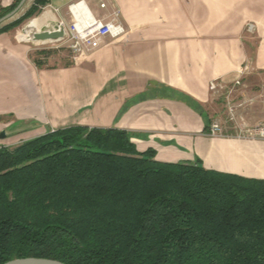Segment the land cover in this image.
Here are the masks:
<instances>
[{
  "label": "crops",
  "instance_id": "1",
  "mask_svg": "<svg viewBox=\"0 0 264 264\" xmlns=\"http://www.w3.org/2000/svg\"><path fill=\"white\" fill-rule=\"evenodd\" d=\"M15 1L0 0V8ZM72 1L45 5L68 17ZM105 1L119 9L125 34L67 65H37L26 39L53 19L49 13L28 24L27 34L0 32V147L73 126L115 128L159 162L199 161L264 180V141L239 138L264 118V0ZM85 3L92 15L105 14L98 0ZM30 6L25 0L21 10ZM243 68L231 119L208 83L231 81ZM214 121L221 136L208 135Z\"/></svg>",
  "mask_w": 264,
  "mask_h": 264
},
{
  "label": "trees",
  "instance_id": "2",
  "mask_svg": "<svg viewBox=\"0 0 264 264\" xmlns=\"http://www.w3.org/2000/svg\"><path fill=\"white\" fill-rule=\"evenodd\" d=\"M131 139L73 126L1 146L0 264H264V180L159 162Z\"/></svg>",
  "mask_w": 264,
  "mask_h": 264
},
{
  "label": "built area",
  "instance_id": "3",
  "mask_svg": "<svg viewBox=\"0 0 264 264\" xmlns=\"http://www.w3.org/2000/svg\"><path fill=\"white\" fill-rule=\"evenodd\" d=\"M98 2L99 8L105 11V14L101 17L91 14L85 0L70 2L67 5L69 22L61 20L50 29L47 27V30H62L63 37L48 42H36V44L59 43L60 46L69 50L73 59H76L99 48L107 38L117 39L122 37L125 34V29L119 9L115 5L109 7L105 0H98ZM253 27V24H248L246 31L251 32ZM27 39L30 40L28 37ZM245 72L246 68H243L239 71L238 77L231 81L217 78L208 83L209 94L225 101L231 119L234 115V106L231 105V101L234 94L242 86L241 77ZM208 135L210 137L221 136V127L218 122L211 123ZM239 138L264 141V118L256 127L242 131Z\"/></svg>",
  "mask_w": 264,
  "mask_h": 264
},
{
  "label": "rangeland",
  "instance_id": "4",
  "mask_svg": "<svg viewBox=\"0 0 264 264\" xmlns=\"http://www.w3.org/2000/svg\"><path fill=\"white\" fill-rule=\"evenodd\" d=\"M26 1H27V3H30L32 5L34 0H26ZM28 9H25V8H22V10L20 9L18 11V13L13 18L8 19L2 25H5V24L17 19L18 17L23 15ZM44 13H49L53 19L52 20H46V21L43 20L41 22V24L39 25L38 30H47V27L50 28L52 26H55L56 23H58L61 20H65L66 22H69V19L66 15H58V11L56 9H52L49 5L48 6L44 5V6L40 7L38 9V11H36L30 18L24 20L18 27H16L15 31L17 33L27 34L25 32V28L27 27V25L36 21ZM2 25H0V26H2ZM31 33H32V31H31ZM28 41L31 42L30 40H28ZM31 43H34L32 45V53H33V58H34L35 62H40L41 64H43V62H45L46 64L57 66V65L70 64V62L72 60H74L72 58V55L69 52V50L60 46L59 43H46V44H36V42H31ZM40 51L45 52V53L41 54V57H36L35 53L40 52ZM22 138H23V136L22 137H16L13 140H10V146L9 147L10 148L16 147L19 144H21L22 142L29 140V139L22 140ZM30 139H33V138H30Z\"/></svg>",
  "mask_w": 264,
  "mask_h": 264
},
{
  "label": "water",
  "instance_id": "5",
  "mask_svg": "<svg viewBox=\"0 0 264 264\" xmlns=\"http://www.w3.org/2000/svg\"><path fill=\"white\" fill-rule=\"evenodd\" d=\"M24 1L25 0H21L13 11L1 17L0 25H2L8 19L13 18L21 9V6L23 5ZM61 37H63L62 30H41V31L32 32L29 39L31 42H48V41L56 40ZM4 137H5V133L4 132L0 133V138H4ZM3 264H64V263L53 259L26 257V258L13 259Z\"/></svg>",
  "mask_w": 264,
  "mask_h": 264
}]
</instances>
